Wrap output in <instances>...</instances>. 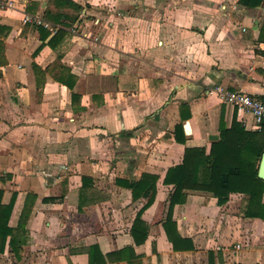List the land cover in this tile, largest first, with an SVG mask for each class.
<instances>
[{
    "label": "crops",
    "instance_id": "crops-1",
    "mask_svg": "<svg viewBox=\"0 0 264 264\" xmlns=\"http://www.w3.org/2000/svg\"><path fill=\"white\" fill-rule=\"evenodd\" d=\"M263 27L264 0L0 9V264H264V216L244 212L252 177L222 204L164 182L187 147L264 140L220 93L264 101Z\"/></svg>",
    "mask_w": 264,
    "mask_h": 264
},
{
    "label": "trees",
    "instance_id": "trees-1",
    "mask_svg": "<svg viewBox=\"0 0 264 264\" xmlns=\"http://www.w3.org/2000/svg\"><path fill=\"white\" fill-rule=\"evenodd\" d=\"M262 34L264 38V27ZM245 133L246 142L227 139L223 136L212 143L209 152H206L205 147H187L182 163L167 170L164 182L175 186V195H184V189L207 190L213 192L222 204L228 200L231 192L238 191L241 179L248 175L252 177V181L246 191L245 215L263 217L264 179L258 176V164L264 153V140L258 136V132L246 131ZM247 163H249V168ZM148 177L151 175L143 174L138 185H142ZM154 179L156 180L155 177ZM150 188L144 189L146 194L152 190ZM174 199L173 196L171 204L174 203ZM138 222H142L139 217L135 221L133 230L138 228L136 225ZM165 227L174 248L182 249L178 240L182 241L183 238L179 236L176 223L170 216ZM172 228L177 233L176 238L171 233Z\"/></svg>",
    "mask_w": 264,
    "mask_h": 264
},
{
    "label": "built area",
    "instance_id": "built-area-1",
    "mask_svg": "<svg viewBox=\"0 0 264 264\" xmlns=\"http://www.w3.org/2000/svg\"><path fill=\"white\" fill-rule=\"evenodd\" d=\"M18 0H0V9L2 8H15ZM36 21L41 23L42 20L39 17H33L31 15L25 14L23 21ZM221 97L228 102L231 103L239 109V111L247 110L250 111L257 123L264 122V101L258 97L252 96L241 90H232V91H221ZM241 247H243L242 243H236L235 247L232 249L234 253H236Z\"/></svg>",
    "mask_w": 264,
    "mask_h": 264
},
{
    "label": "water",
    "instance_id": "water-1",
    "mask_svg": "<svg viewBox=\"0 0 264 264\" xmlns=\"http://www.w3.org/2000/svg\"><path fill=\"white\" fill-rule=\"evenodd\" d=\"M258 176L264 179V153L259 163Z\"/></svg>",
    "mask_w": 264,
    "mask_h": 264
}]
</instances>
